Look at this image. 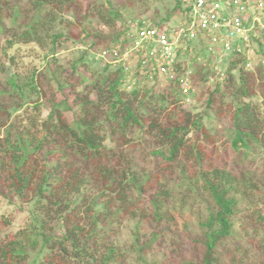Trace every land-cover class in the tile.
<instances>
[{
  "label": "trees",
  "instance_id": "16d2710c",
  "mask_svg": "<svg viewBox=\"0 0 264 264\" xmlns=\"http://www.w3.org/2000/svg\"><path fill=\"white\" fill-rule=\"evenodd\" d=\"M163 1L0 0V264H127L132 257L134 264H162L155 254L168 257V264H247V253L238 255L235 218L241 203L264 198V153L259 152L264 148V29L252 39L260 59L253 71L237 53L226 65L202 66L206 53L195 42L182 57L185 68H193L189 93L226 68L224 93L220 87L203 92L207 109L229 117L230 126L221 131L218 123L205 124L206 112L179 105L189 96L184 69L160 83L157 76L132 72L125 62L113 67L98 57L127 46L131 22L125 27V16L143 24L148 19L138 20L137 14L154 10L149 23L157 28L177 16L186 21L184 0H174L172 13L161 18L153 5ZM72 13L81 15L77 22L69 18ZM90 13L109 34L87 30ZM72 39L86 49L74 53L66 67L57 50ZM35 45L51 47L50 64L25 61L37 53ZM159 84L166 87L157 92ZM145 138L160 144L151 152V164L170 182L146 172L133 154ZM259 160L257 177L247 171ZM197 202L205 206L204 215L193 211ZM254 209L247 222L264 232V211ZM25 212L28 216L17 223ZM189 215L196 216L201 233L181 236L184 247L175 226L180 221L186 231ZM125 219H135L136 229L144 221L167 223L169 229L152 232L149 239L137 232L122 246L117 237ZM165 237L173 247L169 253L159 243ZM226 243L237 246L222 257Z\"/></svg>",
  "mask_w": 264,
  "mask_h": 264
},
{
  "label": "built area",
  "instance_id": "2783aa9c",
  "mask_svg": "<svg viewBox=\"0 0 264 264\" xmlns=\"http://www.w3.org/2000/svg\"><path fill=\"white\" fill-rule=\"evenodd\" d=\"M184 5L189 9L184 23L168 30L152 26L146 20L143 24L133 22L126 35L127 46L104 50L98 57L114 65L125 62L130 70L134 64L140 75H147L150 79L157 76L159 82L176 79L184 69L185 92L192 87L193 69L185 68L187 65L182 59L190 42L198 41L206 53V60L212 59V63L207 62L206 65L221 66L233 53H237L246 57V70H254L253 64L260 59L252 55L251 44L254 29L257 30L264 17L262 1L184 0Z\"/></svg>",
  "mask_w": 264,
  "mask_h": 264
},
{
  "label": "rangeland",
  "instance_id": "374dc122",
  "mask_svg": "<svg viewBox=\"0 0 264 264\" xmlns=\"http://www.w3.org/2000/svg\"><path fill=\"white\" fill-rule=\"evenodd\" d=\"M101 2H104V0H100ZM253 3V1H251ZM254 2H257V0H254ZM185 6V5H184ZM153 7H155L157 9V12L159 13V16L161 18H165L168 14L172 13L174 7H175V1L174 0H164L163 2L157 3L156 5H153ZM152 7V9H153ZM259 13V12H257ZM75 14V13H74ZM73 13L69 14V18L71 20H73L74 22H77V18L81 17V15L79 14V16H75ZM90 17L88 19H86L85 23H88L90 27H87V30L90 33H98V32H102L105 35L110 33V29L107 28L106 26L103 25L102 22H100V20L97 17H93L91 15V13L89 14ZM127 15V14H125ZM154 10L151 11H147L145 13H138L137 17L138 20H142V19H148L146 21H151L154 22ZM127 20V23L125 24V27H127L129 25V23H133L135 21H128V16H125V21ZM137 20V21H138ZM83 23V24H85ZM260 26L254 29V38H258L260 36V31L262 28H264V17L260 20ZM122 24V23H121ZM182 24L181 21V17L177 16L172 18L169 22H167L166 24L163 25V28H169L172 27H176L178 25ZM131 25V24H130ZM130 27V26H129ZM65 27H63L62 29L64 31H66L64 29ZM199 42L197 41L196 44H198ZM252 46V44H251ZM88 47V46H87ZM25 48H29V46H25ZM35 50H36V54L26 57L25 61L27 63H31V65L35 64L38 67H41L45 64H50L51 56H48L51 51V47H47V49H41L38 46H34ZM199 50L203 51V47L201 45L198 46ZM86 49V44L82 43L78 40H67L64 41V46L62 47H58V59L60 60V62L68 67L69 66V61L73 59V55H75L74 53H83V51ZM247 52V51H246ZM252 55L254 54L253 51H251ZM48 56V57H46ZM209 55L207 56L208 59ZM253 57V56H252ZM91 57H89V61ZM229 59L226 60V63L224 65H226ZM258 60V58H257ZM109 62L110 59L108 60ZM257 61H255L256 63ZM202 66L205 67V65L207 64L206 59H204L202 62ZM255 63L253 64V68H255ZM113 67H114V63H110ZM97 68V67H96ZM226 68L223 66L221 68L222 72L217 73L214 76H210L208 77L209 80L207 83H202L201 84H197L194 88V90H192L191 93H189L190 91H187V95H189L188 97H184L182 96V101L179 103V105L184 108V109H191L193 110L194 113H205L206 112V116L209 119L205 120V124L211 126L212 124L218 123V129L221 131H224L226 129V127L230 126V121H229V117L225 116L224 118H218V116L215 115L214 111L212 108L207 109V105H206V100L208 99V93H203L204 91L207 92H212L214 90L217 89V87L219 88L220 93H224V90L222 89V83L224 82V72L223 70H225ZM131 71L135 72L136 71V66L134 64H132L131 67ZM253 71V70H252ZM221 75V76H220ZM4 75L2 76V79H4ZM162 83V82H160ZM219 85V86H218ZM165 85L159 84L156 87V91H163L165 89ZM129 89V88H128ZM193 89V88H192ZM219 94V93H218ZM193 98H192V97ZM32 100V99H31ZM254 103L256 101H258L256 98L251 99ZM172 108V107H171ZM174 110H179V108L177 106H173ZM158 147H160V144L154 143L152 140H148L145 138V141H141L139 144H137L136 148L133 150V154L135 155V157L138 158V160L140 161L139 163H141V167H143V169L145 168V171H155L157 174L160 175V177L163 179L162 182L168 183L170 182L168 176H166L167 174L163 173L161 171V169L159 168V166H155L152 165L151 163L154 162V157L151 155V152L155 149H157ZM260 153H264V148H261V150L259 151ZM263 155V154H262ZM154 159V160H153ZM263 166V162L262 161H258V163L256 165H254L253 167H248L249 171H247L248 173L251 174H257L258 175L261 173V167ZM176 177H172L171 179H173L172 181H174ZM96 190L93 189V192H95ZM81 194L73 197V201H78L79 198H81ZM195 198L190 199V201H194ZM196 202V201H195ZM198 202L192 207L195 213H200L204 215L205 214V206L204 205H200L197 206ZM101 205H99L98 207H100ZM187 206V207H186ZM185 206V211L184 213H186L187 209L190 207V204H186ZM197 206V207H196ZM254 208H262V210L264 211V198H263V202H257V199L254 200H250L247 202H243L240 204L239 209H240V214L235 218L236 221V231H238V233L240 234L241 239L239 240V244L238 247L241 248L240 252L238 253L242 255L244 253H247V256L245 257V261H247V264H259V262L261 261V264H264V241L259 240L263 235L264 236V232L255 224H252L249 221L248 216L250 214V212H252V210H255ZM10 210V209H8ZM189 214V213H188ZM28 216V212L22 213L18 216L17 219V223H22L24 221V219ZM243 223V225L246 227H242L240 224ZM188 227L187 230H184V227L182 225V223L180 221H177L176 223V234L179 236L178 239L180 240L181 246L185 247V240L184 238L182 239L183 235L188 232L190 235L195 236V235H200L201 233V229L199 228V224L197 221L196 216L194 215H189V221H188ZM169 224L164 223L161 225H156L154 222L151 221H144L141 225L137 226L136 229V220H129V219H125L122 222V226L118 228L119 231V235L117 237V240L119 241V243H121L122 246H127L128 244L131 243V240L134 236L135 233H139L141 236H144L145 239H149L150 235L152 232H158V231H162L165 229H169ZM135 227V229H134ZM137 230V231H136ZM255 232H260L258 234V237L254 238V241L251 239L253 234ZM63 234V231H58V235ZM182 236V237H181ZM165 237L164 240L159 241V243H161V246L163 248V250L165 251V253H169L171 251L172 244H171V240ZM172 239V238H171ZM254 243H251V242ZM261 242V243H260ZM158 245V244H157ZM237 246V244H225L226 248H222L220 250V255L222 257H225V255L227 254L226 249L229 248V250H233L235 249V247ZM184 247H182L183 249H185ZM184 251V250H183ZM157 256V259L159 261L162 262V264H168V257H165L163 259L161 254H155ZM130 258V257H129ZM134 258H130L128 259L127 264H134ZM250 263H249V262Z\"/></svg>",
  "mask_w": 264,
  "mask_h": 264
},
{
  "label": "clouds",
  "instance_id": "9594fccd",
  "mask_svg": "<svg viewBox=\"0 0 264 264\" xmlns=\"http://www.w3.org/2000/svg\"><path fill=\"white\" fill-rule=\"evenodd\" d=\"M193 69V68H192ZM192 88V87H191ZM191 90V89H190Z\"/></svg>",
  "mask_w": 264,
  "mask_h": 264
}]
</instances>
